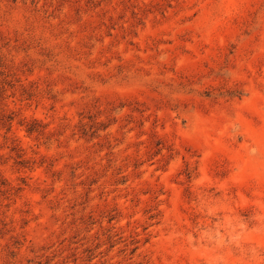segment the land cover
<instances>
[{"label": "rangeland", "instance_id": "1", "mask_svg": "<svg viewBox=\"0 0 264 264\" xmlns=\"http://www.w3.org/2000/svg\"><path fill=\"white\" fill-rule=\"evenodd\" d=\"M0 264H264V0H0Z\"/></svg>", "mask_w": 264, "mask_h": 264}]
</instances>
